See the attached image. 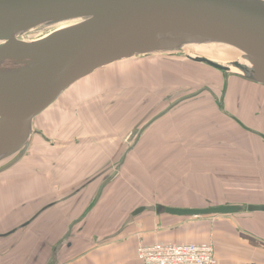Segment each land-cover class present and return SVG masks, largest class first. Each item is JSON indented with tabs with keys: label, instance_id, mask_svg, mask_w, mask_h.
Listing matches in <instances>:
<instances>
[{
	"label": "crops",
	"instance_id": "crops-1",
	"mask_svg": "<svg viewBox=\"0 0 264 264\" xmlns=\"http://www.w3.org/2000/svg\"><path fill=\"white\" fill-rule=\"evenodd\" d=\"M113 65L108 74L116 81V73L123 70L118 66L116 71L117 66ZM98 77L91 78V83L100 81ZM75 85L67 90L64 101L60 98L54 105L61 103V107L41 114L44 122L57 115V130L59 125L62 129L58 139L63 160L57 163L55 181L48 170L0 172V264H32L31 248L21 245L22 241H11L9 232L2 233L9 217L27 204L51 206L42 219L43 228L57 238V248L63 243L50 263V255L46 262L42 257L47 251L43 246L39 264H142L137 254L139 246L155 243L214 244L219 264H264V211H248V206H264V152L238 147L223 137L224 128L238 126H225L229 122L225 117L219 118V105L213 98L207 102L210 107L184 112L177 118L174 115L184 108H173L170 102L169 107L165 106L167 110L154 118L159 108L153 103L146 112L155 115L140 118L133 117L144 113L143 104L138 105L137 100L130 101L128 107L125 99L111 100L110 95L107 101L100 98L118 90L126 97L131 90L139 98L137 90L141 88H74ZM87 97L86 107L77 114L79 120L89 119V108L95 110L92 117H99L100 121H108L111 111L120 109L114 117L119 120L118 133L74 136L75 124L71 133L63 129L74 119L76 100ZM66 104L72 107L67 108ZM183 104L186 105H179ZM151 109L156 111L149 113ZM129 124H135L137 130H129ZM139 129H143L140 134ZM37 131L46 144L54 145L44 128ZM244 154L251 158L253 168H241L239 159ZM118 163L120 172L111 179ZM252 187L255 193L249 194L247 189ZM157 205L180 209L245 207L233 214L198 217L149 210L132 215L140 208ZM84 216V226L74 224ZM69 232L72 238L67 244L68 238H61ZM22 252L26 254L21 255Z\"/></svg>",
	"mask_w": 264,
	"mask_h": 264
},
{
	"label": "water",
	"instance_id": "water-1",
	"mask_svg": "<svg viewBox=\"0 0 264 264\" xmlns=\"http://www.w3.org/2000/svg\"><path fill=\"white\" fill-rule=\"evenodd\" d=\"M214 44L238 51L240 60L220 64L188 53ZM178 53L264 86V0H0V164L17 155L0 172L18 162L40 134L37 117L79 81L118 62ZM242 209L157 205L132 215L149 210L198 217Z\"/></svg>",
	"mask_w": 264,
	"mask_h": 264
},
{
	"label": "rangeland",
	"instance_id": "rangeland-1",
	"mask_svg": "<svg viewBox=\"0 0 264 264\" xmlns=\"http://www.w3.org/2000/svg\"><path fill=\"white\" fill-rule=\"evenodd\" d=\"M48 34H50V32L32 34L26 36V39H40L44 38ZM189 50L193 56L205 57L208 60L220 64L225 61H231L232 59L230 58H234V54L224 50H222L223 52L220 54L215 49H213V47H193ZM115 64L117 66L116 71H118L119 68L123 70V73H116V81L109 77L108 73L112 70L110 69L112 67L108 66L106 69L91 75L89 78L79 81L74 88H141L137 90V93H139V98L135 96L137 95L136 93H131V90H129L127 94L129 95L128 97L121 94L123 91L118 90L117 92L104 94V96L100 98V100L107 101L110 100L109 97H107L110 95L111 100L121 101L125 99L127 102L129 101L128 107L131 106L130 101L137 100L138 105L140 103L143 104L144 113L141 115L140 113L134 114L133 117L139 116L140 118H146L147 116L153 117L155 115H149L146 112V107L153 103L159 108V114L154 118L162 115V112L164 113V111L167 110L166 107H169L168 105H170V102L173 108H184L183 112L176 113V115H174V118H177L184 112L192 113L197 111L198 108L199 110H203L205 107H210L207 102H211L212 98L217 99L218 102L224 103L219 106L218 110L219 118L222 119V117H225L226 121L228 120L229 122L225 123V126H238L236 129H229V127L228 129L224 128L223 137L232 140L238 145V147L245 149L253 148L259 153L264 152V86L254 82L245 81L240 77L231 75L226 76L224 72L216 70L206 64L191 62L187 60L185 54L183 53H178L176 55H150L118 62ZM106 74L107 77L105 79L104 76ZM95 77H98L101 80L91 83L90 79ZM109 85H111V87ZM114 85L118 86L113 87ZM142 88H144V90ZM148 88H159V90H148ZM66 92H64L60 97L62 101L65 99L64 96ZM164 95L167 96L164 97ZM221 96L224 102L219 101ZM89 97L83 100H76L78 103H76V106H73L75 108L73 110L74 119L69 120L68 126L64 125L63 129L65 128L67 132L71 133L72 125L75 124L76 130L74 132V136H87L89 134L96 135L98 132H107L104 133L105 135H109V133L115 135V132L118 133L119 120H114V117L115 115H118L119 111H121L120 109H113V111H111L112 116H108V121H104L103 119L100 121L99 117H92L91 114L95 110L93 108H89V119L79 120L77 114H81L79 112L84 110ZM183 102H185L186 105H179ZM55 104H53L45 114H47L49 111H56V109L62 106L61 103L57 106H54ZM228 105L230 108H228ZM185 106L188 107L185 108ZM66 107L70 108L72 106L67 105ZM155 111V109H151L149 113H153ZM137 112H140V109H138ZM56 117L57 115L54 118L48 119L47 122H44L45 120L43 119V115H40L35 120L36 130L38 128L40 129L41 127L44 128V131L50 136L54 145L50 146L49 144H46L43 139L39 138L37 135H34L31 143L32 145L29 146L25 152V155L18 162H16L11 169H9V167L3 172L10 174L20 172L22 170L32 171L38 169L40 172L43 170H48L49 177L53 180V182L55 181V169L57 167V163L63 160L61 159V154L59 151V148L62 146V144L58 139V134L61 133L62 129L61 125H59L57 130L58 122L55 120ZM101 122L103 127H101ZM128 127L130 130L131 128L135 129L137 126L135 124H132V126L129 124ZM140 129L138 130V134L142 133L143 131V129L142 131ZM85 147H87V145H85ZM16 157L17 155L7 162L1 163L0 169L5 168V166L13 161ZM239 164L241 168L246 166L252 168L254 167L251 158L247 154L240 156ZM228 166L229 165H227V168ZM120 168V164L117 167H114V172L111 175V179L115 178L119 174ZM208 184L217 185L213 182H208ZM247 190H249V194L251 192L253 194L255 193V188L253 187ZM51 202H55L54 197L52 198ZM50 208L51 206L46 204H27L22 206L9 217L7 220L8 226L2 231V233L9 232V235H11L9 238L11 241H14V243L19 240V242L22 241L21 245L25 244L31 248L30 254L32 257V264H39L42 253L39 250L43 249V246L46 247L47 251L42 255V257L46 262L47 257L50 255V263V261H52L54 258L51 255H54V250L57 248V244L59 243L57 242L58 240L56 237L52 238L50 232L47 234V231L45 232V229L43 228L44 223L42 222V219L47 210ZM77 223H79V226L81 227L84 226L87 223L86 217L84 216L74 222V224ZM69 235L70 232L67 237L64 236L61 238L63 241L68 238L65 240L67 244L69 243V239L71 240L72 238V236ZM81 238L82 237L80 236V239ZM27 250L30 251L29 249ZM23 254L26 253L22 252L21 255ZM55 256H57V253ZM37 257L38 259L36 260Z\"/></svg>",
	"mask_w": 264,
	"mask_h": 264
},
{
	"label": "built area",
	"instance_id": "built-area-1",
	"mask_svg": "<svg viewBox=\"0 0 264 264\" xmlns=\"http://www.w3.org/2000/svg\"><path fill=\"white\" fill-rule=\"evenodd\" d=\"M138 259L143 264H218L212 244L141 245Z\"/></svg>",
	"mask_w": 264,
	"mask_h": 264
},
{
	"label": "bare ground",
	"instance_id": "bare-ground-1",
	"mask_svg": "<svg viewBox=\"0 0 264 264\" xmlns=\"http://www.w3.org/2000/svg\"><path fill=\"white\" fill-rule=\"evenodd\" d=\"M51 33H53V31H50V34ZM50 34H48V35H50ZM202 47H204V48H212L213 47V49H215L220 54H221V52H223L222 50L234 54V58H230V59H232L231 61H225V62H222V63L235 62V61H239L240 60V56H241L240 53L238 51L232 49V48H229V47H226V46L215 45V44L211 45V46L207 45V46H202ZM201 52H202V50H201ZM188 53H190V52L188 51Z\"/></svg>",
	"mask_w": 264,
	"mask_h": 264
}]
</instances>
